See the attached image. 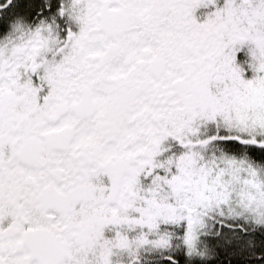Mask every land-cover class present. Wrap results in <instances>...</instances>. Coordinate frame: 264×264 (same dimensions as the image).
<instances>
[{
  "label": "snow or ice",
  "instance_id": "6c2138e0",
  "mask_svg": "<svg viewBox=\"0 0 264 264\" xmlns=\"http://www.w3.org/2000/svg\"><path fill=\"white\" fill-rule=\"evenodd\" d=\"M0 264H264V0H0Z\"/></svg>",
  "mask_w": 264,
  "mask_h": 264
}]
</instances>
